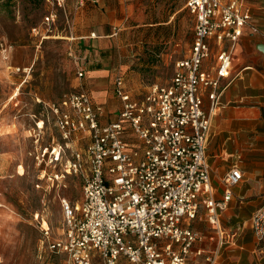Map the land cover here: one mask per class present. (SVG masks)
Listing matches in <instances>:
<instances>
[{"label": "built area", "instance_id": "obj_1", "mask_svg": "<svg viewBox=\"0 0 264 264\" xmlns=\"http://www.w3.org/2000/svg\"><path fill=\"white\" fill-rule=\"evenodd\" d=\"M43 2V29H32L40 39L53 36L59 12L67 13L66 0ZM187 6L195 15L189 54L176 60L168 82L152 83L139 97L126 88L125 77L117 75L113 91L121 101L118 120L102 123L103 108L86 90L47 104L61 141L38 150L37 162L47 158V164L60 166L49 175L58 186L69 176L82 179L79 200L61 198L60 235L53 236L44 218L41 223L43 243L64 257V264H119L121 257L128 264H219L222 249L240 236L238 230L224 228L222 213L244 178L241 157L225 174L223 194L217 198L207 149L212 118L223 107L226 86L221 78L231 75L233 50L244 29H257L245 0H188ZM75 39L68 37L70 42ZM211 40L230 43L217 54L216 76L203 70ZM68 55L78 75L84 76V59L72 44ZM42 122H35L40 131ZM79 131L89 139L85 149L71 145ZM65 148L71 149V157L63 160ZM201 209L217 231L214 249L194 248L204 240L191 226ZM249 226L256 242L264 243V201L252 213Z\"/></svg>", "mask_w": 264, "mask_h": 264}, {"label": "rangeland", "instance_id": "obj_2", "mask_svg": "<svg viewBox=\"0 0 264 264\" xmlns=\"http://www.w3.org/2000/svg\"><path fill=\"white\" fill-rule=\"evenodd\" d=\"M78 1L66 0L67 13L59 12L50 32L53 36L40 39L32 29L42 25L46 14L43 0H0V264H64V257L50 252L43 243L41 223L44 218L53 236L60 235L61 198L71 202L79 200L82 179L69 176L65 185L58 186L49 175L59 171L60 166L47 164V158L41 164L37 162L38 150L61 141L47 104L59 102L71 92L86 90L104 107L115 96L112 80L118 73L125 74L135 93L143 92L154 82L166 83L174 74L175 60L187 53L193 37L194 16L187 8L176 15L174 28L142 23L166 19L170 12L184 6L186 0L136 2L135 19L129 17L115 29L110 24L104 32H97L101 35L117 32L112 37L99 39L104 46L100 57L113 72L109 75L108 88L104 89L103 101L93 92L96 90L88 69L80 77L68 55L72 42L66 36L73 27L72 11L82 6ZM87 2L91 0H84V4ZM132 22L140 26L126 30ZM114 39L120 45L109 48L107 45ZM130 41H134L131 55V47H126ZM126 57L134 60L127 65L130 66L127 71L121 63ZM131 70L140 75H126ZM40 120L43 121L41 131L35 123ZM73 138L72 146L86 148L89 139L84 133L76 132ZM69 157L71 149L65 148L63 160ZM201 216L203 213L197 220ZM255 245L260 255H264V243ZM125 262L120 260L119 264Z\"/></svg>", "mask_w": 264, "mask_h": 264}, {"label": "crops", "instance_id": "obj_3", "mask_svg": "<svg viewBox=\"0 0 264 264\" xmlns=\"http://www.w3.org/2000/svg\"><path fill=\"white\" fill-rule=\"evenodd\" d=\"M138 1L97 0L94 2L91 0V2H87L72 11L73 14L71 13L73 15V18L71 17L73 27L70 35L76 37L72 46L76 53L84 59L83 67L85 71L86 68L88 69L87 74L90 75L92 86L96 90L93 91L96 98L99 96L103 101L105 100V98L103 99L105 96L104 89L108 88L109 75H113V72L111 67L106 65L100 57V49L104 46L99 42V39L104 36L112 37L117 32L109 35H101L97 32H104L107 25L110 24H113L115 29L117 25L122 24L129 17L135 19L134 9ZM187 1L181 8L170 12L166 19L157 22H142L143 25L157 28L172 25L174 28L176 15L184 11L185 8L189 10ZM245 2L252 9L251 24L257 29V32H254L249 26L244 29L233 50L231 75L221 78L222 86H226L222 95L223 107L212 118L207 149L211 179L216 189L217 198L222 197V180L232 164L238 160V157H241L240 167L244 173L243 180L234 187L233 200L228 209L222 213L224 228L227 231L238 230L240 236L236 243L225 245L221 252L219 264H264V255H260L261 251L255 245V237L249 226L252 213L264 201V0H245ZM192 15L195 25V15ZM129 25V29H126L128 31L130 28L133 30L135 26H140V24L135 25V22ZM92 32L96 33V37H91ZM70 35L66 37L68 38ZM192 40L193 37L189 49L183 57L189 54ZM113 44L114 49L120 45L114 39L107 46L110 48ZM229 44L228 41L219 44L211 40V54L204 62L203 70L211 76H216L217 54L223 47H229ZM133 45L134 41H130L126 46L132 49L129 52L130 55L133 51ZM176 45L179 44L176 42ZM124 59L125 61L121 63L127 71V67H130L127 65L133 64L134 60H128V57ZM117 75L124 76L125 74L118 73L113 77V88ZM126 75L140 74L131 70ZM125 81L126 88L134 97L145 94L151 85L143 92L135 93L126 78ZM91 97L94 99L93 96ZM112 99L111 103L102 107V123L119 119L121 101L117 96L112 97ZM204 101L205 107H208L209 99L207 96H205ZM200 213H203L204 216L197 220ZM199 214L191 226L203 233L204 240L197 243L194 248L214 249L218 243L216 228L208 222L204 209H201ZM120 260L126 261V264L128 262L125 257H121Z\"/></svg>", "mask_w": 264, "mask_h": 264}]
</instances>
